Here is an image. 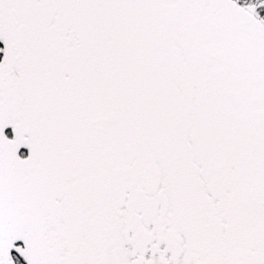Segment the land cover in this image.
<instances>
[{
  "label": "snow or ice",
  "instance_id": "obj_1",
  "mask_svg": "<svg viewBox=\"0 0 264 264\" xmlns=\"http://www.w3.org/2000/svg\"><path fill=\"white\" fill-rule=\"evenodd\" d=\"M0 264H264V0H0Z\"/></svg>",
  "mask_w": 264,
  "mask_h": 264
},
{
  "label": "rangeland",
  "instance_id": "obj_2",
  "mask_svg": "<svg viewBox=\"0 0 264 264\" xmlns=\"http://www.w3.org/2000/svg\"><path fill=\"white\" fill-rule=\"evenodd\" d=\"M0 47H3L2 43H0Z\"/></svg>",
  "mask_w": 264,
  "mask_h": 264
}]
</instances>
